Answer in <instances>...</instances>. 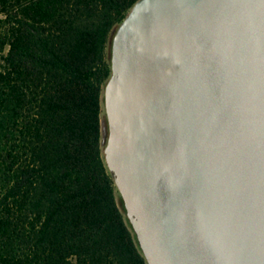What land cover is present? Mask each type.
Returning <instances> with one entry per match:
<instances>
[{"label":"water","instance_id":"obj_1","mask_svg":"<svg viewBox=\"0 0 264 264\" xmlns=\"http://www.w3.org/2000/svg\"><path fill=\"white\" fill-rule=\"evenodd\" d=\"M103 144L149 264H264V0H138Z\"/></svg>","mask_w":264,"mask_h":264},{"label":"trees","instance_id":"obj_2","mask_svg":"<svg viewBox=\"0 0 264 264\" xmlns=\"http://www.w3.org/2000/svg\"><path fill=\"white\" fill-rule=\"evenodd\" d=\"M138 0H0V264H149L104 152Z\"/></svg>","mask_w":264,"mask_h":264}]
</instances>
